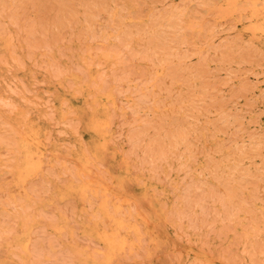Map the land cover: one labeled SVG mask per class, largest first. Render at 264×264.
<instances>
[{"label":"rangeland","instance_id":"1","mask_svg":"<svg viewBox=\"0 0 264 264\" xmlns=\"http://www.w3.org/2000/svg\"><path fill=\"white\" fill-rule=\"evenodd\" d=\"M0 264H264V0H0Z\"/></svg>","mask_w":264,"mask_h":264}]
</instances>
